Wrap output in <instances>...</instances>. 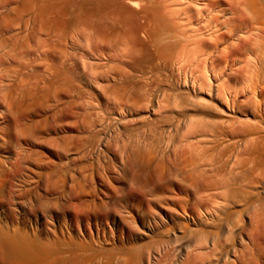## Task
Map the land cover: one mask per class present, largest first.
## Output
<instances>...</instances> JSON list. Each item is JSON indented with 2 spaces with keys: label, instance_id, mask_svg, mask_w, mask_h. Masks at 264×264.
<instances>
[{
  "label": "bare ground",
  "instance_id": "6f19581e",
  "mask_svg": "<svg viewBox=\"0 0 264 264\" xmlns=\"http://www.w3.org/2000/svg\"><path fill=\"white\" fill-rule=\"evenodd\" d=\"M0 264H264V0H0Z\"/></svg>",
  "mask_w": 264,
  "mask_h": 264
}]
</instances>
